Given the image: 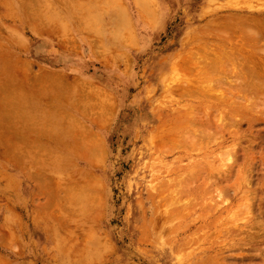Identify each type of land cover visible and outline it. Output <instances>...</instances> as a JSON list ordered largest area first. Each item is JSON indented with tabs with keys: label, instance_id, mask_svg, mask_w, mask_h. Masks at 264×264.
<instances>
[{
	"label": "rangeland",
	"instance_id": "rangeland-1",
	"mask_svg": "<svg viewBox=\"0 0 264 264\" xmlns=\"http://www.w3.org/2000/svg\"><path fill=\"white\" fill-rule=\"evenodd\" d=\"M140 1L139 9L133 0H0V49L10 47L29 62L32 67L25 71L35 76L38 89L60 88L58 97L51 94L48 107L25 92L28 102L17 109L6 108L0 99V114L9 110L5 115L20 125L47 126L51 138L85 136L77 142L81 150L56 149L57 158L68 162L67 170L63 162L53 163L49 139H36L39 164L32 168L22 156H3L6 146L0 143V239L7 219L13 233L10 244L0 242V264H201L238 256L231 246L243 232L262 233L257 224L264 227V133L258 136L263 124L242 128L243 173L226 181L217 171L228 164L223 153L231 138L227 148L211 144L195 161L180 158L169 133L158 129V118L162 111L179 108L176 89L184 76L178 69L174 73L175 64L180 67L184 56L202 51L210 39L255 38L264 49L257 20L240 21V29L227 35L221 32L230 16L246 19L264 12V0ZM25 13L34 19L20 21ZM28 22L44 25L49 35H34ZM45 72L51 77L40 79ZM58 78H68L71 85ZM218 90L227 92L226 87ZM246 97L258 112L264 109V98L255 93ZM234 99L240 101L236 95ZM43 114L50 116L45 120L49 124L41 121ZM85 145L97 147L95 166L88 165ZM254 152H262L263 161L254 160ZM202 158H207L203 187L187 199V210L169 220L163 213L172 201L158 193L160 185L173 179L169 171L193 167ZM43 163L53 168L44 171L50 179L44 185L27 173ZM88 173L96 178L95 185ZM68 182L72 197L65 196ZM74 193H81L79 202ZM243 226V232L233 234ZM250 248L242 254L249 258L244 264H264V244Z\"/></svg>",
	"mask_w": 264,
	"mask_h": 264
},
{
	"label": "bare ground",
	"instance_id": "bare-ground-1",
	"mask_svg": "<svg viewBox=\"0 0 264 264\" xmlns=\"http://www.w3.org/2000/svg\"><path fill=\"white\" fill-rule=\"evenodd\" d=\"M17 1L23 4V0ZM133 1L140 9L142 2L140 0ZM235 2H233L232 5H236L237 3ZM229 3L231 4V1H229ZM29 18L34 19L32 15L25 13L19 20L25 22ZM249 19L257 20V27L259 30L257 35H259L258 37L262 36L264 34V12H260L259 15L248 16L246 19L240 15L236 18L230 16L228 24L222 26L221 32L227 35L231 33V30L235 31V28L240 29L242 26L240 21L245 22ZM29 26L34 35H49L45 32V27L42 24L38 25L37 22H31ZM237 38L240 39H228V36H223L221 39H210L207 41V44L202 47V51L189 53L184 56L180 61V67L175 64L173 68L174 73H176L178 69L184 76V78L182 77V86L176 89L177 95L180 96L182 100L180 99V101L176 103L179 108H170L167 111L165 110V112L162 111L158 118L160 122L158 129L162 132L169 133V140L180 149V151L177 152L180 154V158L185 157L186 159H193L195 161L203 152L204 154L207 152L211 144H214L217 149H222L226 146L228 139L231 138L232 144L228 146V150L223 153L228 164H220L219 170L217 171V176L220 177L221 180L225 179L226 181L232 180L233 175L240 177L243 173V170L239 168V159L245 160L246 155L245 149L240 145L242 139H244L243 133L241 132L242 128L246 125L248 130H252L254 124H263L262 131L258 133V136L261 137L264 133V109L258 112L256 110L257 104H254L252 101L246 103L248 101L246 94L255 93L260 98H264V49L261 50L258 47L259 39ZM9 49L10 47L4 50L0 49V99L8 104L6 108L12 110L17 109L22 103L28 102V98H26L25 94H22L23 92H25L32 101H35L36 104H45V107H48L49 104L52 103L50 98L51 94L53 93L55 97L59 95L60 88H58V85L55 87L52 86L51 89H38L35 76L30 73V70L29 72L25 71L31 69L32 66L29 62L22 60L17 51ZM50 77L51 73L49 72L40 75V79L42 80H47ZM58 80L61 82L66 81L65 84L71 85L68 78H58ZM222 87H226V93L219 92L218 89ZM61 90L67 91L68 87L66 85H61ZM166 90L170 91L171 86L167 87ZM224 94H229L228 97L231 99V102L227 100V96ZM235 95L236 97H240V101L234 99ZM182 101L184 103L180 104ZM101 105L102 109L105 110L107 108L104 102H102ZM40 109H42V107ZM8 113L9 110H4L0 114V143L6 146L5 152L2 153L3 156H7L8 154L22 156L26 163L25 166L32 168L34 165L39 164V159H35L36 139H49L52 141V147L49 149L55 153V155H50L53 157V163L58 161L57 164H62L63 162L64 165H66L64 170H67L69 167L67 165L68 162L57 158L59 154L56 149H58V147H67L68 149L78 147V149L81 150L77 142L84 139L85 136L82 135L80 137L71 138L54 136L51 138L48 137L50 134L45 133L48 127L43 126L42 129L44 132H42L41 127L35 122L33 123L34 128L32 134L29 133L25 136L19 135L21 132L20 122H16L14 121L15 118L5 115ZM48 113L52 115L50 110ZM49 117L48 114H43L40 116V119L43 122ZM226 117H228V121ZM45 123L49 124V121H45ZM11 128L15 130V134L10 131ZM96 138L99 140L98 137ZM99 142H101V140ZM94 148L96 149L97 147L92 146V148H88L86 145L83 147V150H86L85 152L90 155L89 158L91 162H88L89 166L96 165L92 160V156L96 154ZM225 148H227V146ZM239 149H241L240 152ZM263 150L264 147L261 151ZM195 152L199 154L196 157L193 156ZM252 155L254 160L263 161L262 152H254ZM206 160L207 158H205V160L202 158L195 166L182 168L187 171L182 170L181 167L173 169L175 171H169L171 172L169 176L174 175L173 179L169 178V180L163 182L158 189V193L165 197V200L172 201L169 203V207L171 208L168 209V212L164 211V217L166 216V218L168 217L170 220V218L178 217L183 211L189 208L186 203L188 202L187 199L194 198L201 190V187H203L202 183L205 180L203 168L205 167L204 163H206ZM209 164L210 162L208 165ZM51 166L52 164L50 163L48 165L43 163L38 169L33 168L28 170L27 173L31 174V179H37L44 185L50 181L44 171L53 169ZM224 167H226L225 171H223ZM221 168L223 169L221 170ZM254 171L255 170L251 171V174H253ZM260 171L263 172L264 177V170ZM33 172L35 173L34 175ZM257 173H259V170H257ZM88 174L95 185L96 178L90 173ZM257 176L259 175L257 174ZM79 188L82 190L88 189L81 185H79ZM229 193L228 191V194ZM70 194L72 197L73 194L71 193L68 182V186L65 189V196H69ZM75 196H77V202L82 198L81 193H74V197ZM89 196L90 195H88V197ZM56 197L59 198V195H56L55 198ZM218 197L221 198V193ZM161 200L160 198V201ZM244 200L247 201L245 196ZM216 205L220 204L216 203ZM143 212L145 215L148 213L146 208ZM4 223L5 227L3 231L5 235L0 239V242H2L3 245H8L10 244L9 240L13 238V233L9 225V220H5ZM257 225L262 229L261 234H251L250 230L243 232L245 226L239 227L238 230L233 233L243 232L244 234H240L242 235V239L238 242H234L231 246L239 251L238 256H219V259L209 258L201 264H223L226 263V261H235L237 264H244L247 262L249 258L245 255L243 256V252L251 250L250 247H252V250H255L258 243L264 244V227L262 224ZM146 226L147 222L143 221L142 229L146 230ZM143 234H146V231H144ZM218 260H220L221 263H218ZM198 264H200V262Z\"/></svg>",
	"mask_w": 264,
	"mask_h": 264
},
{
	"label": "crops",
	"instance_id": "crops-1",
	"mask_svg": "<svg viewBox=\"0 0 264 264\" xmlns=\"http://www.w3.org/2000/svg\"><path fill=\"white\" fill-rule=\"evenodd\" d=\"M33 128H34V125H33V122H25V123H23V125L21 124V126H20V130H21V132L19 133V135H27V134H32V130H33ZM10 131L13 133V134H15L14 132H15V130L13 129V128H11L10 129ZM23 132V133H22ZM16 135H18V134H16Z\"/></svg>",
	"mask_w": 264,
	"mask_h": 264
}]
</instances>
